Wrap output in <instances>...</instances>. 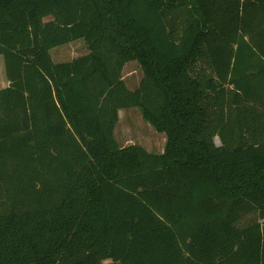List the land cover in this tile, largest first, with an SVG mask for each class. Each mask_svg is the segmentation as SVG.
<instances>
[{"label": "trees", "instance_id": "16d2710c", "mask_svg": "<svg viewBox=\"0 0 264 264\" xmlns=\"http://www.w3.org/2000/svg\"><path fill=\"white\" fill-rule=\"evenodd\" d=\"M0 69V264H264V0H0Z\"/></svg>", "mask_w": 264, "mask_h": 264}, {"label": "rangeland", "instance_id": "374dc122", "mask_svg": "<svg viewBox=\"0 0 264 264\" xmlns=\"http://www.w3.org/2000/svg\"><path fill=\"white\" fill-rule=\"evenodd\" d=\"M51 57L55 63L66 62L87 53L83 40H78L67 45L51 50ZM3 74L0 69V82ZM142 79V71L136 62L128 63L123 70V80L130 90H135ZM114 134L121 146L139 144L147 151L154 154L163 153L166 146V136L159 133L147 121L141 110L137 108L119 111V122L116 125ZM218 143V140H216ZM255 215H248L238 223L242 228L254 221Z\"/></svg>", "mask_w": 264, "mask_h": 264}, {"label": "crops", "instance_id": "0c3cea01", "mask_svg": "<svg viewBox=\"0 0 264 264\" xmlns=\"http://www.w3.org/2000/svg\"><path fill=\"white\" fill-rule=\"evenodd\" d=\"M161 154V153H160Z\"/></svg>", "mask_w": 264, "mask_h": 264}]
</instances>
